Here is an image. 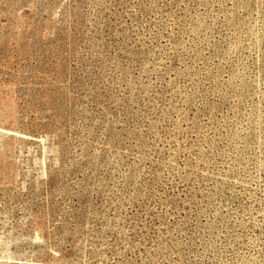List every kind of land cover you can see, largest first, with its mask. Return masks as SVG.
<instances>
[{
	"label": "rangeland",
	"instance_id": "1",
	"mask_svg": "<svg viewBox=\"0 0 264 264\" xmlns=\"http://www.w3.org/2000/svg\"><path fill=\"white\" fill-rule=\"evenodd\" d=\"M0 264H264V0H0Z\"/></svg>",
	"mask_w": 264,
	"mask_h": 264
}]
</instances>
